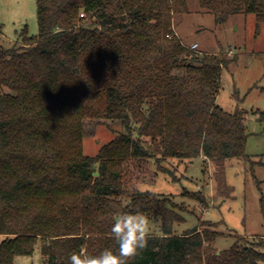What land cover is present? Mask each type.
<instances>
[{"label":"trees","instance_id":"1","mask_svg":"<svg viewBox=\"0 0 264 264\" xmlns=\"http://www.w3.org/2000/svg\"><path fill=\"white\" fill-rule=\"evenodd\" d=\"M217 22L245 12L264 24V0H197ZM186 0H36L37 35L0 49V264L30 256L70 264L73 251L118 250L113 214L142 211L159 233L129 264H264L261 242L216 254L202 221L174 233L169 197L142 189L155 162L201 157L222 164L245 154L247 111L217 103L226 60L182 43L174 15ZM264 125V110L254 111ZM124 128L94 156L85 121ZM164 170V169H162ZM166 172V170H164ZM95 173H97L95 175ZM207 203L202 191L186 192Z\"/></svg>","mask_w":264,"mask_h":264},{"label":"rangeland","instance_id":"2","mask_svg":"<svg viewBox=\"0 0 264 264\" xmlns=\"http://www.w3.org/2000/svg\"><path fill=\"white\" fill-rule=\"evenodd\" d=\"M188 12L174 15L173 29L183 44H196V51L226 60L222 69L218 105L227 112L247 111L245 154L248 160L233 159L222 164L201 157L192 161L151 162L152 184L141 185L175 203L180 222L174 233L198 227L202 221L217 233L213 247L218 255L238 241L261 242L264 251V125L254 111L264 110V24L256 26L253 14L239 12L217 22L200 8L197 0H186ZM37 35L36 0H0V49L20 44V32ZM9 90L0 85V94ZM83 153L94 156L124 128L117 122L85 121ZM202 191L207 203L191 200L186 192ZM151 233H159L154 219ZM2 237L0 236V240ZM13 264H43L40 245L30 256H16Z\"/></svg>","mask_w":264,"mask_h":264},{"label":"clouds","instance_id":"3","mask_svg":"<svg viewBox=\"0 0 264 264\" xmlns=\"http://www.w3.org/2000/svg\"><path fill=\"white\" fill-rule=\"evenodd\" d=\"M110 234L118 250L105 248L90 254L86 248L73 251L70 264H129L148 246L154 221L142 211H118L113 214Z\"/></svg>","mask_w":264,"mask_h":264},{"label":"built area","instance_id":"4","mask_svg":"<svg viewBox=\"0 0 264 264\" xmlns=\"http://www.w3.org/2000/svg\"><path fill=\"white\" fill-rule=\"evenodd\" d=\"M196 47H197V45L194 44V45H192L190 48H192V49H196Z\"/></svg>","mask_w":264,"mask_h":264},{"label":"water","instance_id":"5","mask_svg":"<svg viewBox=\"0 0 264 264\" xmlns=\"http://www.w3.org/2000/svg\"><path fill=\"white\" fill-rule=\"evenodd\" d=\"M97 173H95V175H96Z\"/></svg>","mask_w":264,"mask_h":264}]
</instances>
